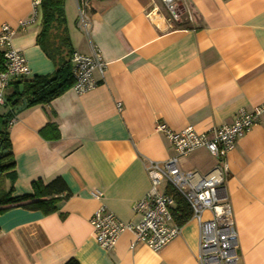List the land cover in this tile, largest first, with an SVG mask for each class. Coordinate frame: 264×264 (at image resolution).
Returning a JSON list of instances; mask_svg holds the SVG:
<instances>
[{
	"label": "crops",
	"instance_id": "1",
	"mask_svg": "<svg viewBox=\"0 0 264 264\" xmlns=\"http://www.w3.org/2000/svg\"><path fill=\"white\" fill-rule=\"evenodd\" d=\"M77 1L65 0L74 51L89 54L98 47L104 77L96 73L98 84L86 93L70 88L49 104L19 108L9 128L13 194L32 193L34 180L61 176L71 195L50 214L21 206L0 214V264L71 258L80 264H199L193 218L159 251L128 230L105 249L90 219L101 205L123 221L140 219L132 206L151 186L146 161L176 153L156 129L158 121L204 132L232 123L240 109L264 104V0H177L178 20L162 0H91L88 32L77 25ZM32 15V0H0V31L3 24L16 29L13 45L26 57L29 77L55 70L37 44L39 16L21 23ZM49 122L57 124L59 139L41 134ZM225 163L221 195L233 211L239 264H264V112ZM180 166L202 176L223 164L198 147L180 158Z\"/></svg>",
	"mask_w": 264,
	"mask_h": 264
},
{
	"label": "built area",
	"instance_id": "2",
	"mask_svg": "<svg viewBox=\"0 0 264 264\" xmlns=\"http://www.w3.org/2000/svg\"><path fill=\"white\" fill-rule=\"evenodd\" d=\"M41 0H32L33 15L24 20L22 25L36 21L38 6ZM174 20H178L177 0H162ZM91 0H78L77 25L88 32L91 21ZM16 29L3 24L0 31V48L4 52V69L0 72V106L5 105L7 90L12 81L29 77L30 70L22 50L13 45ZM72 88L79 94L86 93L98 84L96 73L101 78L106 71L98 47L93 46L89 54L74 52L72 55ZM121 108V103H117ZM264 112V104L248 111L240 109L232 123L214 126L207 131L198 132L193 126L174 130L167 124L158 121L156 129L169 140L175 148V154L163 161L147 160L145 169L151 180L146 195L134 202L132 209L140 215L138 221H123L106 206L101 205L92 215L90 222L94 236L105 249H112L118 237L124 231L135 235L136 241L146 244L150 249L159 251L181 234L183 224L180 223L174 209L177 206L175 197L169 188L180 194L192 210L191 218L199 225V264H239L238 233L230 203L223 200L222 191L228 172L225 159L235 147L236 141L243 136L252 125L259 121ZM10 121L12 125L16 121ZM198 147L207 148L213 155L222 160L223 167L199 176L197 172L181 168L180 158ZM101 197L102 193L94 192ZM226 199V198H225ZM208 211L209 217L204 213ZM181 212H177L180 216Z\"/></svg>",
	"mask_w": 264,
	"mask_h": 264
},
{
	"label": "trees",
	"instance_id": "3",
	"mask_svg": "<svg viewBox=\"0 0 264 264\" xmlns=\"http://www.w3.org/2000/svg\"><path fill=\"white\" fill-rule=\"evenodd\" d=\"M40 30L37 34V44L54 62L53 73L34 75L11 83V91L6 95L4 111L0 114V183L10 180V185L0 194V214L15 207L31 210H41L50 214L58 209L63 200L70 197L71 191L61 176L49 182L37 179L32 182L33 192L15 196L13 183L16 178V162L9 137L10 121L17 117L20 106L24 108L40 104H49L52 100L72 88V45L70 31L65 13V0H41L38 6ZM4 52L0 48V72L4 69ZM41 134L51 140L60 138V131L55 122H49L41 129ZM168 191L175 197L177 206L174 214L177 220L184 224L192 216V210L186 200L174 189ZM180 211L181 215L177 216ZM64 264H80L71 258Z\"/></svg>",
	"mask_w": 264,
	"mask_h": 264
},
{
	"label": "rangeland",
	"instance_id": "4",
	"mask_svg": "<svg viewBox=\"0 0 264 264\" xmlns=\"http://www.w3.org/2000/svg\"><path fill=\"white\" fill-rule=\"evenodd\" d=\"M6 184V181H2L0 183V194L4 191V185Z\"/></svg>",
	"mask_w": 264,
	"mask_h": 264
},
{
	"label": "water",
	"instance_id": "5",
	"mask_svg": "<svg viewBox=\"0 0 264 264\" xmlns=\"http://www.w3.org/2000/svg\"><path fill=\"white\" fill-rule=\"evenodd\" d=\"M23 106H20V109L22 108Z\"/></svg>",
	"mask_w": 264,
	"mask_h": 264
}]
</instances>
